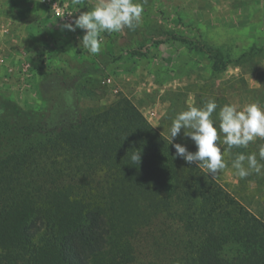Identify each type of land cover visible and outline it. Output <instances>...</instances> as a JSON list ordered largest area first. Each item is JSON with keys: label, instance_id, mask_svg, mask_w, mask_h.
Segmentation results:
<instances>
[{"label": "rangeland", "instance_id": "rangeland-1", "mask_svg": "<svg viewBox=\"0 0 264 264\" xmlns=\"http://www.w3.org/2000/svg\"><path fill=\"white\" fill-rule=\"evenodd\" d=\"M61 2L76 18L97 0ZM139 2V26L101 33V52L90 54L79 45L85 30L63 28L49 0H0V160L116 102L135 106L169 140L172 122L189 106L214 99L217 127L226 104L264 108V0ZM184 132L171 142L195 152ZM223 140L220 134L226 167L213 177L264 219V168L240 178L232 167L241 153L264 164V138L230 149ZM155 223L138 243L143 260L164 258L165 233L176 237V223Z\"/></svg>", "mask_w": 264, "mask_h": 264}, {"label": "trees", "instance_id": "trees-1", "mask_svg": "<svg viewBox=\"0 0 264 264\" xmlns=\"http://www.w3.org/2000/svg\"><path fill=\"white\" fill-rule=\"evenodd\" d=\"M158 219L176 237L143 260ZM0 264H264V219L116 102L0 160Z\"/></svg>", "mask_w": 264, "mask_h": 264}, {"label": "clouds", "instance_id": "clouds-1", "mask_svg": "<svg viewBox=\"0 0 264 264\" xmlns=\"http://www.w3.org/2000/svg\"><path fill=\"white\" fill-rule=\"evenodd\" d=\"M144 12L143 3L139 0H97L91 11H82L71 23L62 27L75 31L85 30L79 45L90 54H98L102 48L101 33L121 32L123 29H135L139 26ZM217 108L214 99L209 100L204 107L189 106L180 112L170 128V142L185 130L184 134L195 143L196 151L192 152L186 146L176 143L175 154L187 163L203 164L212 176L226 167L222 149L217 141L223 134V143L229 149L233 146L247 147L257 137L264 138V108L258 103H250L243 108L234 104H226L219 111V125H215L212 114ZM219 129V133H218ZM260 160H264V146L259 150ZM133 161H140V155L134 154ZM246 162V164H245ZM240 178H245L252 172L261 173L264 164L257 160L256 154H238L232 162Z\"/></svg>", "mask_w": 264, "mask_h": 264}, {"label": "built area", "instance_id": "built-area-1", "mask_svg": "<svg viewBox=\"0 0 264 264\" xmlns=\"http://www.w3.org/2000/svg\"><path fill=\"white\" fill-rule=\"evenodd\" d=\"M50 4L55 11L56 15L64 23H71L74 21L73 10L69 7V4H62L61 0H49ZM70 3V1H68ZM2 20L0 18V26ZM3 61L2 56H0V62Z\"/></svg>", "mask_w": 264, "mask_h": 264}]
</instances>
